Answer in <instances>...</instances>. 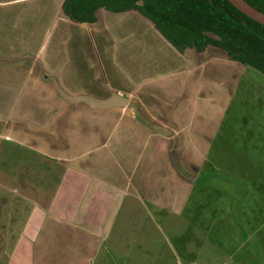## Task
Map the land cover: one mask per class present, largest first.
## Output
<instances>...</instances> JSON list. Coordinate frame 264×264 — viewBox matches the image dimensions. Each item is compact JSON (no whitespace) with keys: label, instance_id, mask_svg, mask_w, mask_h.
Returning <instances> with one entry per match:
<instances>
[{"label":"crops","instance_id":"0c3cea01","mask_svg":"<svg viewBox=\"0 0 264 264\" xmlns=\"http://www.w3.org/2000/svg\"><path fill=\"white\" fill-rule=\"evenodd\" d=\"M63 1L0 0V264H264V234L236 258L242 186L209 167L245 66Z\"/></svg>","mask_w":264,"mask_h":264},{"label":"trees","instance_id":"16d2710c","mask_svg":"<svg viewBox=\"0 0 264 264\" xmlns=\"http://www.w3.org/2000/svg\"><path fill=\"white\" fill-rule=\"evenodd\" d=\"M138 1H142L139 4ZM264 16V0H244ZM99 8L137 11L179 51L213 46L264 75V24L230 0H64L62 12L76 23H92ZM210 31L220 38L206 34Z\"/></svg>","mask_w":264,"mask_h":264},{"label":"rangeland","instance_id":"374dc122","mask_svg":"<svg viewBox=\"0 0 264 264\" xmlns=\"http://www.w3.org/2000/svg\"><path fill=\"white\" fill-rule=\"evenodd\" d=\"M233 87L218 137L212 148L213 159L209 167L222 174L225 172L223 169L232 171L229 175L231 181L228 182L235 193L239 191L241 195L242 186L244 228L237 224L231 226L235 229V248L238 239L245 240L242 247L234 252L238 258L239 253L254 252L257 241L264 234V224L259 227L264 219L258 221L262 213L255 220L251 217L260 209L255 203L256 195L259 193L261 202L264 200V75L250 66H245L244 72L236 78ZM219 150H223V153L218 155ZM247 152L250 155H247ZM253 178L263 187L254 189L251 180ZM217 180L223 179L220 177ZM234 245H231L229 252L234 250ZM262 259L264 261V258ZM230 261H233V258H230Z\"/></svg>","mask_w":264,"mask_h":264},{"label":"water","instance_id":"95a60500","mask_svg":"<svg viewBox=\"0 0 264 264\" xmlns=\"http://www.w3.org/2000/svg\"><path fill=\"white\" fill-rule=\"evenodd\" d=\"M237 7L243 10L246 14L253 17L254 19L262 22L264 24V16L259 14L254 8L247 4L244 0H230ZM139 4H142V1H138ZM206 34L212 38L219 39L220 37L210 31H207ZM106 100H102V104H105Z\"/></svg>","mask_w":264,"mask_h":264}]
</instances>
